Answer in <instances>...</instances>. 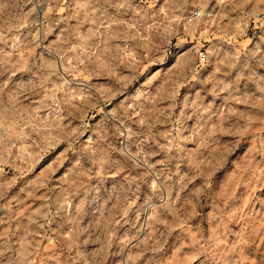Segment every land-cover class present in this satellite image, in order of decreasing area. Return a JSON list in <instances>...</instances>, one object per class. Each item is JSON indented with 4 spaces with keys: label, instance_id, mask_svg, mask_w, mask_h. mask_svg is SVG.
Wrapping results in <instances>:
<instances>
[{
    "label": "rangeland",
    "instance_id": "1",
    "mask_svg": "<svg viewBox=\"0 0 264 264\" xmlns=\"http://www.w3.org/2000/svg\"><path fill=\"white\" fill-rule=\"evenodd\" d=\"M0 264H264V0H0Z\"/></svg>",
    "mask_w": 264,
    "mask_h": 264
}]
</instances>
